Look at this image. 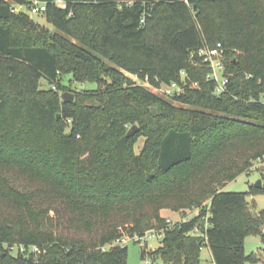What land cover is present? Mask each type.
<instances>
[{
  "label": "trees",
  "instance_id": "16d2710c",
  "mask_svg": "<svg viewBox=\"0 0 264 264\" xmlns=\"http://www.w3.org/2000/svg\"><path fill=\"white\" fill-rule=\"evenodd\" d=\"M33 1L0 0V264H127V246L105 248L124 235L121 224L164 232L143 259L201 264L209 246L216 264L258 262L245 238L264 241V210L253 214L246 197L264 185L224 187L264 157V0H37L61 34L14 6ZM218 42L236 55L220 95L198 53ZM119 69L155 86L180 82L185 70L198 85L174 99L190 108ZM75 82L97 88L64 101ZM126 122L141 129L127 137ZM141 134L148 141L136 155ZM206 201L210 225L200 234L199 217L170 226L160 213ZM127 205L125 216L114 213ZM81 225L101 233L76 236ZM15 244L40 251L14 253Z\"/></svg>",
  "mask_w": 264,
  "mask_h": 264
},
{
  "label": "rangeland",
  "instance_id": "374dc122",
  "mask_svg": "<svg viewBox=\"0 0 264 264\" xmlns=\"http://www.w3.org/2000/svg\"><path fill=\"white\" fill-rule=\"evenodd\" d=\"M14 6H15L17 11H24V12L28 13L35 22L39 23L40 26L48 29L51 33H55V32L60 33V34L62 33L58 29H56L54 27V25L46 19L45 13H33L30 10V8H28L27 5H16V4H14ZM71 40L76 42V40H74L73 38H71ZM237 52L240 53L239 50H237ZM235 58H236V55L234 53H232V51L229 50L228 55L225 54L221 58V60H223V62L225 64L226 61L229 62L230 60L235 59ZM119 71L122 72L123 74L127 75L132 80H134L135 83L143 85L146 88H148L149 90L155 92L157 95H159L165 99H168L173 105H175L177 107L190 108L189 104L181 103V102L175 100L174 98L165 97L162 94V92L155 91V89H154L155 85H154V83H152L150 81V79L148 77L140 78L139 76L132 74V73L126 71L125 69H119ZM214 73L216 74V76L221 81L223 73L221 71H219V69L214 71ZM42 84L46 88L53 87V85L50 84L49 82H47V80L44 78L42 79ZM66 84H68V82H66ZM187 85L196 86V85H198V81L187 78ZM88 88L89 89H96L97 85H95V84H81V83L75 82L72 84L71 89L66 90V91L75 93L76 91H81V90L88 89ZM247 122L253 123V124H259L258 122L253 121V120H247ZM135 124L139 127V129L134 135H136L139 132L141 127H140L138 122H135V123L126 122L124 125L126 134L132 128V126H134ZM147 141H148L147 135H145V134L138 135L136 137L134 143L131 146L132 147L131 149L133 150L134 154L140 155L143 152V150L147 144ZM258 179H262L263 185H264V157L252 159L251 165L248 166L246 171L244 173H242L241 175H239L235 180L230 181L227 184V186L224 188V190L225 191H237V192H249L251 190V187L255 186V183L257 182ZM200 180H201V178H199V181ZM246 198H247V202H248V207L253 214H259L261 211L264 210V192H259V193H254V194L250 193L247 195ZM209 206H210V204L208 203V201H206L201 206L192 205L191 207H184V208H180V209H173L172 207H164L161 209L160 213L162 215V210H165L164 211V213L166 214L165 218L170 219L172 223H176V224L179 221H182L184 219L189 220V219L194 218V217H199L200 223H199V227L195 230V233L200 234L202 232V230L206 228V226L210 225V223L208 221ZM129 207L130 206L127 205V206H122L120 208H115L114 213L118 217H123L127 214ZM203 214H205V215H203ZM51 215L53 217L56 216L55 210L51 211ZM123 226H124L123 224L120 225V227L123 228L124 233L130 234L129 232H127V230L124 229L125 227H123ZM80 227L83 230L80 233L75 232V235L81 236V237L86 238L88 240L89 239L90 240L97 239V235L99 233H101V230H99V229H95L94 232L90 233V232L86 231V229L83 225H81ZM75 230L77 231V228ZM164 235L165 234L163 231H158V232L155 231L152 236L148 237L147 242L144 240L137 241L136 239L135 240L134 239L128 240L127 243L124 245V246H127V248H128L127 264H167L161 258H158L154 261L150 260L149 256L148 257L146 256L145 259L142 258L143 249L147 250V255H148V253L155 251L161 245V240L163 239ZM113 244H114V242H109L105 245V248H107V249L112 248ZM202 250L203 251H202V255H201V260H202L201 264H213L211 262L209 251L207 250L206 246H204ZM11 251L16 253L17 250L15 248ZM245 253H246V255L255 254L260 258V260L256 263L247 262L246 264H263L264 263V241H263L262 236L260 234L251 233V234H248L246 236V238H245Z\"/></svg>",
  "mask_w": 264,
  "mask_h": 264
},
{
  "label": "built area",
  "instance_id": "2783aa9c",
  "mask_svg": "<svg viewBox=\"0 0 264 264\" xmlns=\"http://www.w3.org/2000/svg\"><path fill=\"white\" fill-rule=\"evenodd\" d=\"M53 2L57 6H60V7H66L67 3H68L67 0H54ZM46 9H47V2H40L37 0H34L31 7H30V10L33 13H43V12H45ZM198 53L200 56L203 57V62L212 68V72L208 75V77L214 78L217 81L216 87H215V93L220 95L222 92H224L225 87H226V83L228 82L227 77L224 76L225 64H224L223 60H221V58L224 56L223 44L221 42H218L213 47L201 48L198 51ZM217 69H219V71H221L223 73L221 81L219 80V78L214 73V71H216ZM180 75H181V81L180 82L172 81V82L167 83V84L166 83L162 84L161 86H154L155 91L162 92V94L168 98H174L176 96H180V95L184 94L186 91V86H187V73L185 70H181ZM187 220L188 219H184L182 221H187ZM167 221H168L170 226H174L176 224V223H172L170 219H167ZM182 221H179V222H182ZM198 227L199 226H197L196 229ZM207 227L208 226H206V228ZM154 232H155V230H149V231L145 232V234H143V235H140L137 232L130 233V234L124 233V235L121 238H118L117 240L113 241L114 242L113 246H116V245L124 246L127 243V241L130 239H134V240L136 239L137 241L144 240L147 242L148 237L152 236L154 234ZM9 248H10V250H13L16 248V250H17L16 252H21L23 254H27L29 252H39L40 251V248L37 245L26 246V245L15 244V245L10 246ZM149 259L151 260L150 257H149Z\"/></svg>",
  "mask_w": 264,
  "mask_h": 264
},
{
  "label": "water",
  "instance_id": "95a60500",
  "mask_svg": "<svg viewBox=\"0 0 264 264\" xmlns=\"http://www.w3.org/2000/svg\"><path fill=\"white\" fill-rule=\"evenodd\" d=\"M61 96H62V99L64 101H67V102H72L74 100V93L69 92V91L63 92ZM58 116H60V115H58ZM138 129H139V127L136 124L134 126H132V128L127 133V137L133 136L138 131ZM262 186H263L262 179H258L257 182L255 183V187L261 188ZM168 264H176V263L170 262Z\"/></svg>",
  "mask_w": 264,
  "mask_h": 264
},
{
  "label": "crops",
  "instance_id": "0c3cea01",
  "mask_svg": "<svg viewBox=\"0 0 264 264\" xmlns=\"http://www.w3.org/2000/svg\"><path fill=\"white\" fill-rule=\"evenodd\" d=\"M227 186V185H226ZM225 186V187H226ZM224 187V188H225ZM164 211L165 210H162V216H164V217H166V214L164 213ZM206 248H207V250L209 251V255H210V258H211V262L213 263V264H216L215 263V260H214V257H213V254H212V252H211V249H210V247L209 246H206ZM203 251V250H202ZM201 255H202V253H201ZM264 264V263H263Z\"/></svg>",
  "mask_w": 264,
  "mask_h": 264
}]
</instances>
